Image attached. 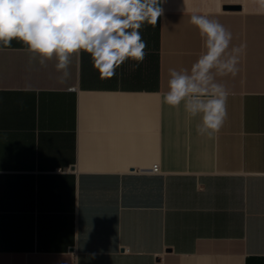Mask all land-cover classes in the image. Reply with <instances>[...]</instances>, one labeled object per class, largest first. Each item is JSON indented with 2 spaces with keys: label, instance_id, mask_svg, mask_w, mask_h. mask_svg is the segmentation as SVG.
<instances>
[{
  "label": "crops",
  "instance_id": "1",
  "mask_svg": "<svg viewBox=\"0 0 264 264\" xmlns=\"http://www.w3.org/2000/svg\"><path fill=\"white\" fill-rule=\"evenodd\" d=\"M161 7L140 30L144 61L111 79L81 52L61 83L55 58L0 45V264H264V9ZM193 14L245 46L237 74L217 77L228 118L211 138L163 102L169 70L204 51Z\"/></svg>",
  "mask_w": 264,
  "mask_h": 264
},
{
  "label": "clouds",
  "instance_id": "2",
  "mask_svg": "<svg viewBox=\"0 0 264 264\" xmlns=\"http://www.w3.org/2000/svg\"><path fill=\"white\" fill-rule=\"evenodd\" d=\"M163 0H0V45L13 40L26 45L29 62L56 59L59 81L70 78L71 57L88 53L100 79H111L128 60L136 67L144 61L147 41L145 23L156 26L163 15ZM264 9V0H255ZM204 51L190 69L169 70L168 91L163 102L181 104L192 117L199 116V135L211 138L228 118L229 91L218 76H235L244 45L231 47L232 33L217 20L193 14Z\"/></svg>",
  "mask_w": 264,
  "mask_h": 264
},
{
  "label": "built area",
  "instance_id": "3",
  "mask_svg": "<svg viewBox=\"0 0 264 264\" xmlns=\"http://www.w3.org/2000/svg\"><path fill=\"white\" fill-rule=\"evenodd\" d=\"M58 171H63V168H58L57 169ZM152 171L153 172H160V167H159V165L158 164H154V166L152 167Z\"/></svg>",
  "mask_w": 264,
  "mask_h": 264
}]
</instances>
